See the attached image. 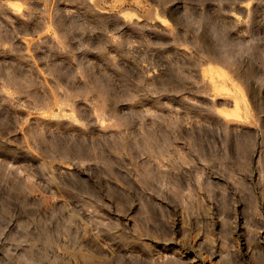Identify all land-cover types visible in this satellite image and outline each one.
Wrapping results in <instances>:
<instances>
[{
	"label": "rangeland",
	"instance_id": "1",
	"mask_svg": "<svg viewBox=\"0 0 264 264\" xmlns=\"http://www.w3.org/2000/svg\"><path fill=\"white\" fill-rule=\"evenodd\" d=\"M0 264H264V0H0Z\"/></svg>",
	"mask_w": 264,
	"mask_h": 264
}]
</instances>
